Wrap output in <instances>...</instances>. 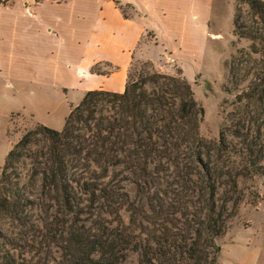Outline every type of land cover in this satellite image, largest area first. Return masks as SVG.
<instances>
[{"label": "trees", "instance_id": "16d2710c", "mask_svg": "<svg viewBox=\"0 0 264 264\" xmlns=\"http://www.w3.org/2000/svg\"><path fill=\"white\" fill-rule=\"evenodd\" d=\"M246 4L254 25L236 17L234 33L251 41L261 64L238 92V106L264 99V0ZM258 116L256 129L241 133L232 125L208 140L200 132L205 110L188 81L144 70H131L124 94L86 93L63 131L37 125L8 153L0 216L10 214L25 232L12 235L0 226V264H38L48 247L62 252L63 264H123L130 252L137 264H220L219 239L247 198L241 182L264 176ZM253 119L239 122L245 127ZM126 181L139 198L131 199ZM33 210L37 227L28 216Z\"/></svg>", "mask_w": 264, "mask_h": 264}, {"label": "rangeland", "instance_id": "374dc122", "mask_svg": "<svg viewBox=\"0 0 264 264\" xmlns=\"http://www.w3.org/2000/svg\"><path fill=\"white\" fill-rule=\"evenodd\" d=\"M184 2L181 13L185 16H190L196 9L200 11L202 8H212L205 26V35L191 29L190 32L195 35L173 38V41H176L175 49L182 55V61H179L167 46L158 41L155 32L149 33L151 45L141 50L142 57L138 54L131 68L133 74L144 70L187 80L205 110L200 132L208 140H216L220 132L228 130L227 127L232 125L236 126L233 130L241 133L251 128L256 129V122L260 118L258 114L262 117L260 122L264 127V99L257 98L237 105L238 92L254 81L261 64L251 51V41L239 40L234 33L236 17H241V22L254 25V16L246 0H212L211 4L209 0ZM8 5L2 4L5 7ZM128 12L133 13L131 10ZM257 28L260 33L263 32L261 25ZM146 41L144 40V43ZM93 71L95 74L104 73L100 67ZM239 71L243 76L239 77ZM235 72L237 76H234ZM244 79L246 80L243 81ZM8 80L10 78L5 75L0 76V175L8 153L22 134L37 125L63 131L71 110L84 98L80 88L65 91L52 85L14 81L11 82L12 88L8 86ZM263 90L264 85L260 92ZM251 117L254 119L247 121L245 127L240 124V119ZM227 138L235 140L230 134ZM20 172L25 177L23 184H28V170L21 168ZM123 185L131 199L139 198L140 194L135 185L130 181L123 182ZM241 188L247 198L231 228L219 239L222 247L220 264H264V176L241 182ZM38 215L40 214L37 210L28 212V216H33V224L36 227L40 223L37 221ZM122 218L128 224V214L125 211L122 212ZM80 219H84V216ZM17 223L10 214L0 216V226L9 234L25 232L22 228L19 230ZM134 228L136 229V226ZM37 235V241H40L42 230H39ZM22 237L31 240V236L26 233ZM3 245V241H0V248ZM48 249L49 247L46 248L47 254L41 255L38 264H63L62 252L56 248L50 251ZM46 257L49 260L44 262ZM127 260L123 264L138 263V257L133 252L128 254Z\"/></svg>", "mask_w": 264, "mask_h": 264}, {"label": "crops", "instance_id": "0c3cea01", "mask_svg": "<svg viewBox=\"0 0 264 264\" xmlns=\"http://www.w3.org/2000/svg\"><path fill=\"white\" fill-rule=\"evenodd\" d=\"M38 1L0 0V76L12 88V81L80 88L84 96L124 94L138 54L151 45L149 33L182 61L173 38L195 35L191 29L205 35L212 11L185 16V0ZM96 67L104 73H93Z\"/></svg>", "mask_w": 264, "mask_h": 264}]
</instances>
